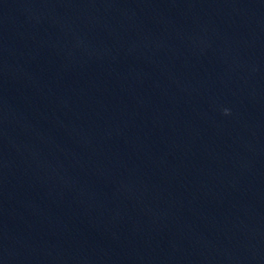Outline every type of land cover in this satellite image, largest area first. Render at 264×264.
I'll return each instance as SVG.
<instances>
[{
	"label": "water",
	"instance_id": "1",
	"mask_svg": "<svg viewBox=\"0 0 264 264\" xmlns=\"http://www.w3.org/2000/svg\"><path fill=\"white\" fill-rule=\"evenodd\" d=\"M0 264H264V0H0Z\"/></svg>",
	"mask_w": 264,
	"mask_h": 264
},
{
	"label": "clouds",
	"instance_id": "2",
	"mask_svg": "<svg viewBox=\"0 0 264 264\" xmlns=\"http://www.w3.org/2000/svg\"><path fill=\"white\" fill-rule=\"evenodd\" d=\"M225 112L227 113V112H228V110L226 109V110H225Z\"/></svg>",
	"mask_w": 264,
	"mask_h": 264
}]
</instances>
